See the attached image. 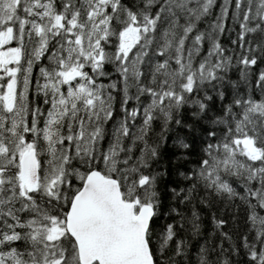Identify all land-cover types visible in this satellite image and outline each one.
<instances>
[{
	"label": "snow or ice",
	"instance_id": "obj_1",
	"mask_svg": "<svg viewBox=\"0 0 264 264\" xmlns=\"http://www.w3.org/2000/svg\"><path fill=\"white\" fill-rule=\"evenodd\" d=\"M0 264H264V0H0Z\"/></svg>",
	"mask_w": 264,
	"mask_h": 264
}]
</instances>
